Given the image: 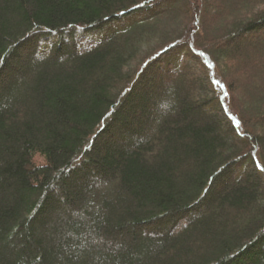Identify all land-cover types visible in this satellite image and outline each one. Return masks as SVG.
Listing matches in <instances>:
<instances>
[{
  "label": "trees",
  "instance_id": "1",
  "mask_svg": "<svg viewBox=\"0 0 264 264\" xmlns=\"http://www.w3.org/2000/svg\"><path fill=\"white\" fill-rule=\"evenodd\" d=\"M222 3L0 0V264H264V0Z\"/></svg>",
  "mask_w": 264,
  "mask_h": 264
},
{
  "label": "rangeland",
  "instance_id": "2",
  "mask_svg": "<svg viewBox=\"0 0 264 264\" xmlns=\"http://www.w3.org/2000/svg\"><path fill=\"white\" fill-rule=\"evenodd\" d=\"M227 1L228 0H209V5L205 8L203 7L201 20L203 22L204 31L202 30L201 35H204V38H206L204 42H208L212 38L216 37L218 26L214 24V19L216 18L218 13H220V8L223 4L222 2L226 3ZM155 43H152V45H150V50H155L157 48V44ZM238 43L240 44L239 47L242 61H245L246 58H251L254 60V63L255 65H257V67L262 65V60L264 59V36L257 39L245 38L243 40H238ZM35 162L42 163V159L36 158Z\"/></svg>",
  "mask_w": 264,
  "mask_h": 264
},
{
  "label": "snow or ice",
  "instance_id": "3",
  "mask_svg": "<svg viewBox=\"0 0 264 264\" xmlns=\"http://www.w3.org/2000/svg\"><path fill=\"white\" fill-rule=\"evenodd\" d=\"M262 171H264V168H261Z\"/></svg>",
  "mask_w": 264,
  "mask_h": 264
}]
</instances>
